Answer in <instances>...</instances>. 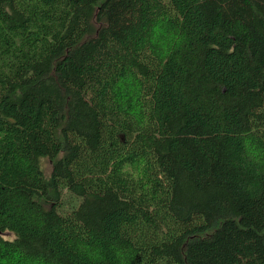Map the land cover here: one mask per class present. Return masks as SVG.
I'll return each instance as SVG.
<instances>
[{"label":"trees","instance_id":"16d2710c","mask_svg":"<svg viewBox=\"0 0 264 264\" xmlns=\"http://www.w3.org/2000/svg\"><path fill=\"white\" fill-rule=\"evenodd\" d=\"M0 264H264V0H0Z\"/></svg>","mask_w":264,"mask_h":264},{"label":"rangeland","instance_id":"374dc122","mask_svg":"<svg viewBox=\"0 0 264 264\" xmlns=\"http://www.w3.org/2000/svg\"><path fill=\"white\" fill-rule=\"evenodd\" d=\"M42 165H43L44 170H45L46 172H48V170H49V168H50V162H49V160L44 159V160L42 161Z\"/></svg>","mask_w":264,"mask_h":264}]
</instances>
